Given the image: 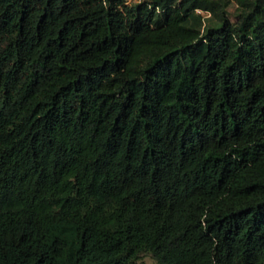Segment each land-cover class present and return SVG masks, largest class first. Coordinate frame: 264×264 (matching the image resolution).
I'll use <instances>...</instances> for the list:
<instances>
[{"label": "trees", "instance_id": "obj_1", "mask_svg": "<svg viewBox=\"0 0 264 264\" xmlns=\"http://www.w3.org/2000/svg\"><path fill=\"white\" fill-rule=\"evenodd\" d=\"M143 253L264 264V0H0V264Z\"/></svg>", "mask_w": 264, "mask_h": 264}, {"label": "rangeland", "instance_id": "obj_2", "mask_svg": "<svg viewBox=\"0 0 264 264\" xmlns=\"http://www.w3.org/2000/svg\"><path fill=\"white\" fill-rule=\"evenodd\" d=\"M228 11L231 21H236L237 5L234 2L230 4ZM139 264H158V262L151 253H143L141 254Z\"/></svg>", "mask_w": 264, "mask_h": 264}, {"label": "built area", "instance_id": "obj_3", "mask_svg": "<svg viewBox=\"0 0 264 264\" xmlns=\"http://www.w3.org/2000/svg\"><path fill=\"white\" fill-rule=\"evenodd\" d=\"M142 1L143 0H125L126 4H129V5L132 4V3H141ZM196 12L204 15L205 17H209L210 16V14L208 12H205V11H203L201 9H197Z\"/></svg>", "mask_w": 264, "mask_h": 264}]
</instances>
